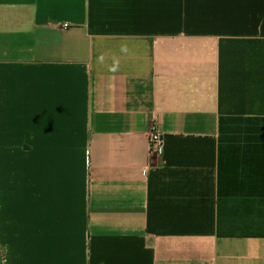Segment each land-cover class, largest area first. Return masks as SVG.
I'll return each mask as SVG.
<instances>
[{"label": "crops", "instance_id": "crops-1", "mask_svg": "<svg viewBox=\"0 0 264 264\" xmlns=\"http://www.w3.org/2000/svg\"><path fill=\"white\" fill-rule=\"evenodd\" d=\"M263 21L0 0V264H264Z\"/></svg>", "mask_w": 264, "mask_h": 264}, {"label": "built area", "instance_id": "built-area-1", "mask_svg": "<svg viewBox=\"0 0 264 264\" xmlns=\"http://www.w3.org/2000/svg\"><path fill=\"white\" fill-rule=\"evenodd\" d=\"M65 28L68 26L65 25ZM150 147L153 155H161L163 152V136L158 131H153L150 134Z\"/></svg>", "mask_w": 264, "mask_h": 264}, {"label": "rangeland", "instance_id": "rangeland-1", "mask_svg": "<svg viewBox=\"0 0 264 264\" xmlns=\"http://www.w3.org/2000/svg\"><path fill=\"white\" fill-rule=\"evenodd\" d=\"M3 192H4V190H3ZM1 196L2 197H0V208L4 207L2 211L5 212L8 208H10L14 212V209L21 208V199L15 198L16 197L15 193L7 194L6 198L3 197V194H1ZM9 198H11V199H9Z\"/></svg>", "mask_w": 264, "mask_h": 264}, {"label": "trees", "instance_id": "trees-1", "mask_svg": "<svg viewBox=\"0 0 264 264\" xmlns=\"http://www.w3.org/2000/svg\"><path fill=\"white\" fill-rule=\"evenodd\" d=\"M261 35L264 37V21H263L262 26H261Z\"/></svg>", "mask_w": 264, "mask_h": 264}]
</instances>
